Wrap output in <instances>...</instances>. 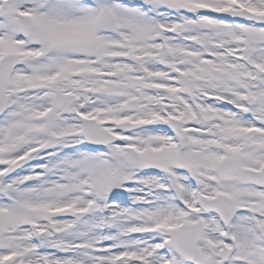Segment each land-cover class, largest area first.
I'll list each match as a JSON object with an SVG mask.
<instances>
[{
    "label": "snow or ice",
    "instance_id": "obj_1",
    "mask_svg": "<svg viewBox=\"0 0 264 264\" xmlns=\"http://www.w3.org/2000/svg\"><path fill=\"white\" fill-rule=\"evenodd\" d=\"M0 264H264V0H0Z\"/></svg>",
    "mask_w": 264,
    "mask_h": 264
}]
</instances>
